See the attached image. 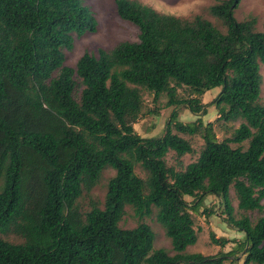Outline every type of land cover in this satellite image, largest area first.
Here are the masks:
<instances>
[{
  "label": "trees",
  "instance_id": "trees-1",
  "mask_svg": "<svg viewBox=\"0 0 264 264\" xmlns=\"http://www.w3.org/2000/svg\"><path fill=\"white\" fill-rule=\"evenodd\" d=\"M239 1L207 7L220 31L199 14L114 0L137 40L83 52L70 67L64 51L73 37L97 26L82 0H0V264H225L237 252L240 264H264V16L260 30L253 15L235 19ZM181 87L187 97L177 96ZM142 91L154 100L164 94L167 106L181 104L197 117L183 123L172 108L161 135L142 137L132 127ZM209 105L217 120L238 121L228 137L217 140L212 123L200 120ZM173 130L200 136L194 161L181 162L193 148ZM169 151L173 165L164 160ZM105 168L113 174L102 201L81 209L78 198ZM207 195L242 238L227 252L185 253L197 239L191 214ZM125 206L138 218L155 208L174 254L153 248L144 222L120 228ZM253 211L259 215L251 220Z\"/></svg>",
  "mask_w": 264,
  "mask_h": 264
},
{
  "label": "rangeland",
  "instance_id": "rangeland-1",
  "mask_svg": "<svg viewBox=\"0 0 264 264\" xmlns=\"http://www.w3.org/2000/svg\"><path fill=\"white\" fill-rule=\"evenodd\" d=\"M140 3L146 4L158 12L172 14L177 17H190L194 14H199L209 20L220 31H224V27L220 23L211 17L207 13V7L215 0H138ZM93 13L97 26L96 31L93 33H86L81 37H73V45L71 50L64 51L65 60L64 64L73 67L76 59L83 53L88 52L96 55L98 48L109 49L113 45L121 41H136L137 29L131 23L120 19L115 12L114 0H82ZM253 15L257 18L256 28L261 29V23L264 16V0H240L237 6L233 10V17L235 19H241L244 16ZM259 74L261 77L260 83V103L264 104V67L259 66ZM79 90V87L78 89ZM219 87L212 88L203 95L200 96L202 103L209 102L213 96L218 92ZM208 92V93H207ZM178 97H187V90L184 87L177 88ZM166 96L164 94L159 95L155 100L152 95L146 91H142V108L140 116L136 122L132 124L134 131L142 136H159L163 132L166 121L169 118L170 111L175 108L176 119L185 123L196 119L197 115L190 113L183 105L179 104L175 107L167 106ZM202 123L211 122L214 135L217 140H221L228 137L231 134L238 121L223 122L217 120L216 109L211 105L206 107L204 115H200ZM173 132H175L173 130ZM177 133V132H175ZM179 136L188 140L193 153L184 154L181 157V162L186 164L194 161L197 157V153L201 148L203 142L199 135H186L177 133ZM231 146H235L231 144ZM244 146V144H243ZM164 160L167 165H173V153L169 151ZM134 172L138 176L144 178L143 172L140 170L139 165L135 164ZM113 174V171L109 168H105L102 171L101 178L98 183L89 191L83 192L78 198L77 202L81 209H87L91 200L102 201L105 192L106 180ZM229 194L231 196V204L236 208V200L234 198L232 189ZM185 200L191 202L192 198L185 197ZM221 206L219 200L212 195H207L203 198L202 203L198 207L195 213H192L193 226L197 229L196 242L187 246L184 250L185 253L199 252L203 255L216 254L219 251L227 252L233 248L237 241L242 238V233L236 229L227 225L223 220V215L220 214ZM235 216L238 212L235 210ZM248 216L251 220H254L259 213L256 211L248 212ZM138 222L146 223L154 234L153 248H162L169 255H173L171 250L169 239L165 236L162 227L157 223L155 219V208L151 207V213L148 216L138 218L133 214L131 207H124V214L118 221L120 228H132ZM212 233L215 240L224 238L225 243L223 246L213 243L209 239V234ZM8 240L17 242L19 238L12 235L6 236ZM242 253L237 252L224 261V263L232 262V264H240L242 260ZM235 258V259H233Z\"/></svg>",
  "mask_w": 264,
  "mask_h": 264
},
{
  "label": "crops",
  "instance_id": "crops-1",
  "mask_svg": "<svg viewBox=\"0 0 264 264\" xmlns=\"http://www.w3.org/2000/svg\"><path fill=\"white\" fill-rule=\"evenodd\" d=\"M206 93V92H205ZM208 93V92H207Z\"/></svg>",
  "mask_w": 264,
  "mask_h": 264
}]
</instances>
